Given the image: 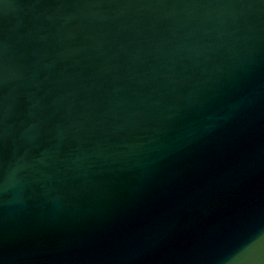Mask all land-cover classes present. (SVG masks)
Listing matches in <instances>:
<instances>
[{
	"label": "water",
	"instance_id": "water-1",
	"mask_svg": "<svg viewBox=\"0 0 264 264\" xmlns=\"http://www.w3.org/2000/svg\"><path fill=\"white\" fill-rule=\"evenodd\" d=\"M0 264H264V0H0Z\"/></svg>",
	"mask_w": 264,
	"mask_h": 264
}]
</instances>
